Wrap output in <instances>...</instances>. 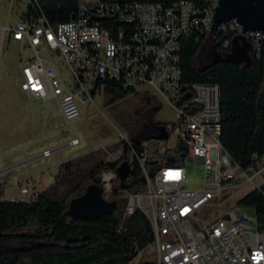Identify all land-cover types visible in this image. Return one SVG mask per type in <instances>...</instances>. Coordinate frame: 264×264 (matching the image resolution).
Here are the masks:
<instances>
[{
  "label": "built area",
  "instance_id": "2783aa9c",
  "mask_svg": "<svg viewBox=\"0 0 264 264\" xmlns=\"http://www.w3.org/2000/svg\"><path fill=\"white\" fill-rule=\"evenodd\" d=\"M218 1L204 0L203 5H198L190 0H81L73 18L57 24L40 14L36 5L34 12L26 10L14 25L0 31V45L8 39L19 41L23 49L34 52L21 64L23 93L48 104L55 100L70 123L81 117L80 103L90 98L97 80L106 77L125 87L147 91L175 110L176 121L170 122L169 128L175 124L177 142L187 154L185 163L166 162L152 167L141 159L148 188L125 191V214L140 210L150 215L154 231L151 245L156 250L149 260L153 264H264V218L258 217L253 227V219L238 210L208 225L201 222V214L225 190L246 184L255 190L264 185V164L256 167L264 156L255 154V164L245 169L222 145L221 86L195 83L187 91L189 99L182 92L181 53L187 40L212 35L216 45L227 50L233 45V37L228 36L232 33L252 54L263 53L264 32L245 31L240 21L238 27H230V21L213 24ZM36 2L29 0L28 4ZM105 18L107 23H122L115 36L104 27ZM43 50L63 61L61 69L54 60L41 56ZM121 155L122 148H116L110 154L111 161ZM200 161L206 170V187L191 189L185 164ZM116 177V172H104L98 178L107 200Z\"/></svg>",
  "mask_w": 264,
  "mask_h": 264
},
{
  "label": "trees",
  "instance_id": "16d2710c",
  "mask_svg": "<svg viewBox=\"0 0 264 264\" xmlns=\"http://www.w3.org/2000/svg\"><path fill=\"white\" fill-rule=\"evenodd\" d=\"M80 1L37 0L34 5L27 4V11L34 12L36 9L33 6L37 5L40 14L50 23L57 24L70 21L77 13ZM112 1L157 3L181 0ZM190 1L204 4V0ZM121 24L119 20L107 23L105 18L103 21L112 36L116 35ZM228 36L234 38L235 35L229 33ZM239 39L238 36V43ZM206 40L214 43L218 50H223L216 45L212 35H203L201 40L192 38L183 43L182 92L187 93L186 99H189L187 91L195 83L212 82L221 86V142L233 160L246 169L255 164V154L264 156V50L261 56H256L245 49L247 63L231 57H217L200 66V52ZM96 85L102 88L106 106L137 92L135 88L125 87L120 81L108 77L98 79ZM142 92L141 106L135 112L134 125L129 126L126 119L118 116L128 132L127 139H121L113 146L114 149L122 148L118 160L98 159L87 168V172L79 163L83 161L82 158L65 162V175L74 181L64 195L52 189L29 201L2 200L0 186V264H130L140 251L153 243L154 231L150 219L140 210L125 214L127 198L122 197V194L125 191L147 190L141 163L145 156V143L153 139L168 142L175 124L169 128L170 122L158 121L156 115L163 108V103L155 95ZM165 156L174 165H183L187 158L180 143L166 149ZM123 162L130 164V170L124 179L117 176L114 180L117 187L111 193V201H115L113 209L93 214L87 219L71 216V200L84 194L92 184L102 186L99 176L104 172H116ZM164 163L166 161H145L146 165L152 167ZM263 191L264 185L245 195L238 204L255 205L258 217L263 219ZM143 264L153 262L146 261Z\"/></svg>",
  "mask_w": 264,
  "mask_h": 264
},
{
  "label": "rangeland",
  "instance_id": "374dc122",
  "mask_svg": "<svg viewBox=\"0 0 264 264\" xmlns=\"http://www.w3.org/2000/svg\"><path fill=\"white\" fill-rule=\"evenodd\" d=\"M29 0H0V31L9 25H14L27 10ZM2 35V33L0 34ZM41 56L54 60L61 69L63 61L44 51ZM34 52L22 47V43L6 40L0 45V186L2 200H33L41 193L52 189L64 195L72 186L74 179L65 175L63 164L69 160L82 158L85 172L98 159L111 161L110 154L115 150L114 144L121 139H127L125 125H121L122 116L129 126L134 125L135 112L141 106L142 91L129 95L110 106L104 104L102 88H93L91 96L85 97L80 103L81 117L72 123L66 121L60 113L58 103L50 104L41 99L23 93L20 89L21 64ZM217 57L247 63L245 48L238 45V35L233 38L230 51L218 50L215 44L206 40L200 52V66L214 61ZM71 81L68 74H64ZM88 88L91 85L88 84ZM94 92V93H93ZM159 99V98H158ZM160 100V99H159ZM163 108L156 115L158 121L175 122L176 112L165 101ZM123 126V127H122ZM166 133L163 134V136ZM177 132H173L170 140H149L145 143V156L142 161L168 162L166 149L177 145ZM264 164V158L256 166ZM188 186L191 189L206 187V170L203 162L185 164ZM264 176V175H263ZM30 187H28V183ZM234 185L237 184L233 183ZM27 189L23 193L21 189ZM117 183L113 182V188ZM253 190L251 184L240 188L232 186L225 190L201 214L202 224H211L215 220L236 211H241L253 220L251 226H256L257 209L244 207L238 202ZM28 194V195H26ZM122 197H126L122 194ZM113 196L108 201L112 202ZM153 245L140 251L130 264H143L155 255Z\"/></svg>",
  "mask_w": 264,
  "mask_h": 264
},
{
  "label": "water",
  "instance_id": "95a60500",
  "mask_svg": "<svg viewBox=\"0 0 264 264\" xmlns=\"http://www.w3.org/2000/svg\"><path fill=\"white\" fill-rule=\"evenodd\" d=\"M232 19L240 21L245 31L264 32V0H219L213 24L218 26ZM240 44L238 43L240 47L248 49L245 43ZM168 162L172 163V160L169 159ZM129 170L130 164L123 162L118 167L116 174L120 179H124ZM144 181L146 182L145 178ZM114 205L115 201L110 202L105 199L102 186L95 183L88 186L84 194L71 200L69 212L73 217L81 216L83 219H87L93 214L112 210Z\"/></svg>",
  "mask_w": 264,
  "mask_h": 264
},
{
  "label": "bare ground",
  "instance_id": "6f19581e",
  "mask_svg": "<svg viewBox=\"0 0 264 264\" xmlns=\"http://www.w3.org/2000/svg\"><path fill=\"white\" fill-rule=\"evenodd\" d=\"M218 3H215V10L217 7ZM230 27H238V20H230ZM148 216V218L150 219V215L149 214H145Z\"/></svg>",
  "mask_w": 264,
  "mask_h": 264
},
{
  "label": "crops",
  "instance_id": "0c3cea01",
  "mask_svg": "<svg viewBox=\"0 0 264 264\" xmlns=\"http://www.w3.org/2000/svg\"><path fill=\"white\" fill-rule=\"evenodd\" d=\"M239 44H240V39H239Z\"/></svg>",
  "mask_w": 264,
  "mask_h": 264
}]
</instances>
